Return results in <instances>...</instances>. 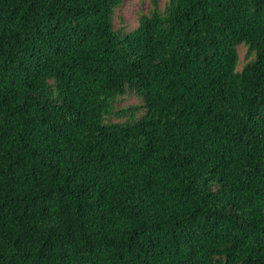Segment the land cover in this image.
Listing matches in <instances>:
<instances>
[{
	"label": "trees",
	"instance_id": "16d2710c",
	"mask_svg": "<svg viewBox=\"0 0 264 264\" xmlns=\"http://www.w3.org/2000/svg\"><path fill=\"white\" fill-rule=\"evenodd\" d=\"M121 1L0 0V264H264V0Z\"/></svg>",
	"mask_w": 264,
	"mask_h": 264
},
{
	"label": "rangeland",
	"instance_id": "374dc122",
	"mask_svg": "<svg viewBox=\"0 0 264 264\" xmlns=\"http://www.w3.org/2000/svg\"><path fill=\"white\" fill-rule=\"evenodd\" d=\"M166 0H158L157 6L162 8ZM151 8L149 0H122L121 3L113 9L112 12V28L114 30L121 29L127 31L134 28L138 22V16L145 14ZM238 53V63L236 68L239 69L241 64L245 61V45L239 44L236 46ZM129 104H140L139 99L131 92H125L115 101V109L125 107ZM112 116L110 120H116Z\"/></svg>",
	"mask_w": 264,
	"mask_h": 264
}]
</instances>
